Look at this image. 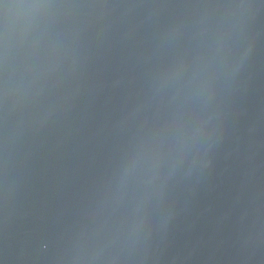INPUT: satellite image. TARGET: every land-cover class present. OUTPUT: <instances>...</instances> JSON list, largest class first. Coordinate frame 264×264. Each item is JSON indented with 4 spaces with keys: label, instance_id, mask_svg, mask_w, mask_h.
Masks as SVG:
<instances>
[{
    "label": "water",
    "instance_id": "water-1",
    "mask_svg": "<svg viewBox=\"0 0 264 264\" xmlns=\"http://www.w3.org/2000/svg\"><path fill=\"white\" fill-rule=\"evenodd\" d=\"M0 264H264V0H0Z\"/></svg>",
    "mask_w": 264,
    "mask_h": 264
}]
</instances>
